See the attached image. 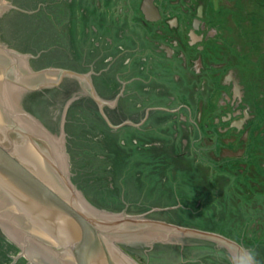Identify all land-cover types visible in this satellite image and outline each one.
I'll return each mask as SVG.
<instances>
[{
  "label": "flooded vegetation",
  "instance_id": "flooded-vegetation-1",
  "mask_svg": "<svg viewBox=\"0 0 264 264\" xmlns=\"http://www.w3.org/2000/svg\"><path fill=\"white\" fill-rule=\"evenodd\" d=\"M44 1L37 13L51 20L43 30L55 41L39 51L18 42L9 48L28 55L33 72L89 78L65 75L20 99L47 131L65 134L74 188L111 212L235 242L187 236L117 244L143 264H166L174 255L172 264H232L242 250L255 251L264 264V0H62L59 8ZM167 128L165 146L155 132ZM161 154L172 161V188L138 173L160 166ZM117 201L125 208L116 211Z\"/></svg>",
  "mask_w": 264,
  "mask_h": 264
},
{
  "label": "water",
  "instance_id": "water-1",
  "mask_svg": "<svg viewBox=\"0 0 264 264\" xmlns=\"http://www.w3.org/2000/svg\"><path fill=\"white\" fill-rule=\"evenodd\" d=\"M51 1L55 6L64 4ZM47 5L44 0H0V235L15 245L29 246L25 253L30 261L43 253L57 264H138L116 241H142L149 246L159 240L195 236L235 246L231 239L213 232L126 210L111 212L93 205L74 188L66 173L65 134L47 131L22 108L20 99L26 89L56 86L65 75L80 81L89 78L70 70L33 72L29 56L10 49L18 42L23 50L39 51L55 41L52 31L46 36L43 30L50 29L51 20H43L37 13ZM89 85L92 88L91 81ZM80 155L74 154L73 161ZM81 158L85 163L83 155ZM111 205L116 211L125 208L120 201ZM137 210L133 206L130 211ZM147 248L140 251L144 257ZM167 257L178 261L175 255Z\"/></svg>",
  "mask_w": 264,
  "mask_h": 264
},
{
  "label": "rangeland",
  "instance_id": "rangeland-1",
  "mask_svg": "<svg viewBox=\"0 0 264 264\" xmlns=\"http://www.w3.org/2000/svg\"><path fill=\"white\" fill-rule=\"evenodd\" d=\"M171 127V126H170ZM174 128V127H173ZM166 132H167V134H166ZM155 134L157 135V137L155 138L156 140H159V141H162V143L165 145V146H167L168 145V140H167V135H170V134H172V132L170 131V129H163V130H157L156 132H155ZM122 147V146H121ZM116 152H123V151H121L122 150V148H120V147H118V146H114V148H113ZM166 149H167V147H166ZM167 153V156L170 158L171 157V155H170V153L171 152H168V151H166ZM147 153V152H146ZM155 156H156V154H155ZM161 156H162V159H163V161H162V164L159 166V164L155 167V168H153L151 171H148V170H145L144 168L143 169H141L140 168V170H139V172L138 173H141L142 175H144V176H154V178H155V183L156 184H161V185H165V182L163 181V180H167V182H168V185H169V187H173V178H172V169L171 168H169L168 170H166V167H170L171 165H172V161H169V162H167L166 161V155L165 154H161ZM161 156H159V157H161ZM119 161V160H118ZM176 161V160H175ZM85 163L87 164L88 163V161H85ZM176 163H178L179 164V161H176ZM120 164H122L121 163V161H120ZM123 172V171H122ZM117 174H116V178H117V181H116V185L117 186H120L121 187V180L120 179H122L123 178V174L120 172H116ZM175 173V171L173 172V174ZM95 174L96 173H93V174H90L89 173V175H92V176H94L95 178H96V176H95ZM182 176H184V177H186V175L185 174H181ZM99 178V177H98ZM97 181V180H96ZM106 182V181H105ZM105 187V189H107V188H109V191H112V190H114V189H112L111 188V186H108V185H106V186H104ZM105 189H103V191H105L106 192V190ZM115 192H116V190H115ZM206 223V227H208V226H210V224L211 223H209V222H207V221H205V222H203V223H201V224H205ZM143 258V257H142ZM175 261L174 260H171V259H168L167 258V261H166V264H172V263H174ZM145 264V263H144Z\"/></svg>",
  "mask_w": 264,
  "mask_h": 264
},
{
  "label": "crops",
  "instance_id": "crops-1",
  "mask_svg": "<svg viewBox=\"0 0 264 264\" xmlns=\"http://www.w3.org/2000/svg\"><path fill=\"white\" fill-rule=\"evenodd\" d=\"M29 246H18L0 235V264H27L30 257L27 253ZM124 250V249H123ZM125 251V250H124ZM126 252V251H125ZM138 264H143L137 257L126 252ZM21 255V256H20ZM12 256V258H11ZM15 256H20L15 257ZM28 264H57L54 260L48 258L43 253L33 255V261Z\"/></svg>",
  "mask_w": 264,
  "mask_h": 264
},
{
  "label": "clouds",
  "instance_id": "clouds-1",
  "mask_svg": "<svg viewBox=\"0 0 264 264\" xmlns=\"http://www.w3.org/2000/svg\"><path fill=\"white\" fill-rule=\"evenodd\" d=\"M232 264H259L256 259V253L253 250H242L234 253Z\"/></svg>",
  "mask_w": 264,
  "mask_h": 264
},
{
  "label": "trees",
  "instance_id": "trees-1",
  "mask_svg": "<svg viewBox=\"0 0 264 264\" xmlns=\"http://www.w3.org/2000/svg\"><path fill=\"white\" fill-rule=\"evenodd\" d=\"M41 8H44V7H41ZM139 212V211H138Z\"/></svg>",
  "mask_w": 264,
  "mask_h": 264
}]
</instances>
